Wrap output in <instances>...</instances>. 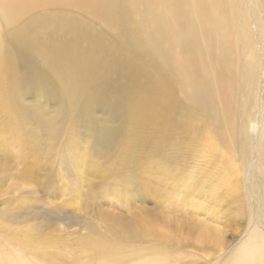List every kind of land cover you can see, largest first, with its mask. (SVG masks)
Segmentation results:
<instances>
[{"label": "bare ground", "instance_id": "obj_1", "mask_svg": "<svg viewBox=\"0 0 264 264\" xmlns=\"http://www.w3.org/2000/svg\"><path fill=\"white\" fill-rule=\"evenodd\" d=\"M33 64L36 72L23 77L21 68ZM262 75L264 0H0V167L12 160L23 164L24 170L14 176L15 186L32 185L27 194L33 195L49 184H40L36 167L50 165L53 152H60L85 184L107 174L103 193L117 201H127L126 196L132 200L130 184L139 193L138 180L151 169L150 162L137 156L143 135L156 138L155 126L162 127L164 118L177 112L179 120H189L188 131L202 125L200 140L209 153L219 152L223 163L219 183L238 192V169L229 151L237 152L243 168H249L254 139L250 116ZM114 76L125 84L110 92ZM31 91L59 95L65 109L45 113L38 103L24 102L22 97ZM119 96L121 101L115 99ZM119 104L133 128L113 165L103 167L85 152L83 162L75 153L82 149L71 145L63 151L67 145L57 144L60 129L79 121L95 137L89 147L97 156L105 153L114 140L108 120L118 114ZM97 110L105 112L102 119L96 118ZM25 116L36 120L34 129L24 127ZM41 134L49 137L45 143ZM68 138L75 141L77 135L71 131ZM261 138L262 132L258 141ZM257 150L264 163L263 139ZM3 185L1 178L0 264H63L74 254L90 257L94 264L195 262L182 261L184 254L171 251V239L146 217L124 221L104 212L100 218L105 233H100L77 215L61 211L52 216L46 201L38 207L27 195L20 201L5 199ZM258 187L264 188V183ZM215 193L212 187L211 197ZM73 199L85 213L97 208ZM39 216L67 222L51 232L46 224H32ZM84 226L89 232L85 237L65 233V227ZM199 236L225 248L215 225H205ZM71 241L76 250L58 248ZM261 245L248 240L233 264H264Z\"/></svg>", "mask_w": 264, "mask_h": 264}, {"label": "rangeland", "instance_id": "obj_2", "mask_svg": "<svg viewBox=\"0 0 264 264\" xmlns=\"http://www.w3.org/2000/svg\"><path fill=\"white\" fill-rule=\"evenodd\" d=\"M21 70L23 77H27L36 72V67L33 64L30 67H22ZM111 83L113 89L110 92L118 90L125 84L117 76L113 77ZM259 87V97L250 116L252 122L250 131L254 139L249 168H243L237 152L235 154L234 151H229L238 169V174L234 179L241 186L238 192L230 191L219 183L223 163L219 152L217 155L209 153L200 140L203 136L202 125L195 124L196 130L190 132L187 130L190 127L189 120L184 118L179 120L176 112L164 118L162 127L155 126L156 138H148L147 134L143 135L137 156L143 161L150 162L151 169L138 180L141 187L139 193L134 188V183L130 184L127 192L132 200L126 196L123 200L127 201H117L103 193L105 190L101 189V186L108 180L107 174H98L91 185L85 184L84 179L66 164L67 161H62L60 152L55 154L53 152L50 165L43 167L39 164L36 167L35 174L40 184H49L46 189L35 190L33 195L27 194L32 185L17 183L15 186L14 176L24 170L23 164L12 160L5 168L0 167V171L3 172L0 173V179L4 180L2 187L4 198L13 197L20 201L23 196L27 195L29 199L34 200V203H39L36 205L38 207H42V203L46 201L50 203L52 216L60 214L61 211L67 212V215H77L91 221L90 225L96 226L100 233H105V225L100 218L104 212L112 214L117 219L119 216L124 221L132 220L136 217L134 215L146 217L151 220L152 227H158L166 238L171 239L167 245L171 251L184 254L182 261H195L194 263L191 261L193 264H233L238 251L247 244L248 240H256V244L263 243L261 246H264V200L259 203V199L264 194V188L258 187L264 183V163L257 150L261 140H264V75L260 79ZM52 94V92L31 91L23 96L22 100L26 103H38L45 108L43 109L45 113L59 106L60 110H64L65 107L61 106L59 95L52 96ZM115 99L121 101L120 96ZM104 115L105 112L102 110L95 111L97 119H102ZM108 123L114 132V140L108 144L110 146L103 154L97 156L89 147L92 142H95V137L89 133L83 123L66 124L59 131L60 137L57 144L62 147L67 145V149L63 148V151H67L71 145L82 149L81 152L75 153L82 156L83 162L85 160L83 152H85L90 153L93 160L99 161L101 166H111L119 155L120 146L124 144L133 124L127 118L121 104H119L118 114L109 119ZM24 127L34 129L36 120L25 116ZM71 131L77 135L75 141L68 138ZM261 132L263 138L258 141ZM7 135L12 137L10 134ZM40 138L41 142L45 143L49 137L41 134ZM51 143L52 140L46 145ZM3 145L8 146L9 144ZM0 164L4 165V162L1 160ZM252 184L257 186L256 190L251 188ZM212 187L216 189V193L211 197ZM122 191L124 192L125 189L122 188ZM73 197H76L80 203H93V209L96 208L94 205H97V208L85 213L83 209L76 208L77 201ZM107 200L113 205H110ZM1 208L3 207L0 206ZM31 222L38 226L46 224L49 227L47 230L55 232L57 226H64L60 222L66 224L67 221L66 219L48 221L45 216H39ZM209 224L221 229L225 248H217L215 244L211 246L200 239L201 229ZM13 226L18 227L20 224ZM71 232L75 238L89 234L86 226L77 229L65 227V233ZM175 233H177L176 239H174ZM205 247L212 249H205ZM58 248L72 251L76 250V245L74 241H71L67 245L61 243ZM75 260L79 261V264H94L90 257L80 254L65 258L63 264H71Z\"/></svg>", "mask_w": 264, "mask_h": 264}]
</instances>
